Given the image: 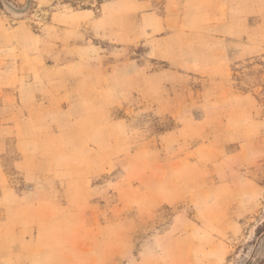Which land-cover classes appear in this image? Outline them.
<instances>
[{"label": "rangeland", "instance_id": "1", "mask_svg": "<svg viewBox=\"0 0 264 264\" xmlns=\"http://www.w3.org/2000/svg\"><path fill=\"white\" fill-rule=\"evenodd\" d=\"M1 3L0 264H264V0Z\"/></svg>", "mask_w": 264, "mask_h": 264}, {"label": "crops", "instance_id": "2", "mask_svg": "<svg viewBox=\"0 0 264 264\" xmlns=\"http://www.w3.org/2000/svg\"><path fill=\"white\" fill-rule=\"evenodd\" d=\"M56 173H58V172H56ZM55 173V174H56ZM59 174V173H58ZM72 174H69V173H65V174H60L59 175V177H60V179H68V178H70V176H71ZM55 176V177H54ZM58 175H53V177L54 178H59V177H57ZM36 177V176H35Z\"/></svg>", "mask_w": 264, "mask_h": 264}, {"label": "trees", "instance_id": "3", "mask_svg": "<svg viewBox=\"0 0 264 264\" xmlns=\"http://www.w3.org/2000/svg\"><path fill=\"white\" fill-rule=\"evenodd\" d=\"M1 4H2V3H1V0H0V6H1Z\"/></svg>", "mask_w": 264, "mask_h": 264}]
</instances>
